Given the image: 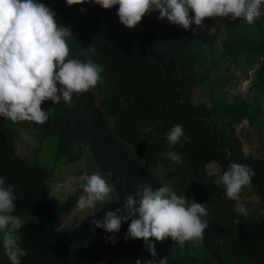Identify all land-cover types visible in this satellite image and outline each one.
<instances>
[{
  "label": "trees",
  "instance_id": "16d2710c",
  "mask_svg": "<svg viewBox=\"0 0 264 264\" xmlns=\"http://www.w3.org/2000/svg\"><path fill=\"white\" fill-rule=\"evenodd\" d=\"M40 2L55 12L58 23L71 26L70 56L91 58L104 65V73L102 83L74 94L71 104L61 101L50 106L35 147L38 150L47 138H55L50 170L23 158L16 147V129L0 117V175L14 185L15 214L24 220L15 234L27 253L22 264H135L137 259L157 264L166 256L168 264H264V148L247 153L238 130L245 121L264 129V17L253 24L242 17L229 19L221 54L223 61L252 75L250 91L259 101L241 94L232 101L220 99L212 88L207 101L198 100L196 93L209 85L221 59L207 68L204 26L219 17L185 30L151 13L129 29L120 23L116 7ZM213 44L211 39L208 46ZM177 123L189 140L170 148L165 133ZM86 151L96 162L92 161L90 173L98 168L106 177L112 173L108 179L116 196L84 219L66 225L65 217L83 189L79 186L60 200L48 180L61 158L76 162ZM167 151L181 154L182 163H171L164 155ZM213 162L222 172L231 162L254 170L250 184L259 203L246 217L239 216V223L234 201L226 198L217 174L207 170ZM145 183L153 187L168 183L179 195L207 203L209 226L202 244L186 242L181 248L169 237L155 241L158 255L152 257L142 239H126L130 220L122 223L119 233L105 232L92 223L94 217L103 218L106 211L122 207L126 196ZM0 264H10L2 245Z\"/></svg>",
  "mask_w": 264,
  "mask_h": 264
},
{
  "label": "clouds",
  "instance_id": "9594fccd",
  "mask_svg": "<svg viewBox=\"0 0 264 264\" xmlns=\"http://www.w3.org/2000/svg\"><path fill=\"white\" fill-rule=\"evenodd\" d=\"M66 3L95 5L105 10L116 7L120 23L129 29L151 13H158V19H166L185 30H191L193 24L203 26L206 18L235 21L242 17L253 24L264 17V0H66ZM216 31L215 27L210 30ZM71 36V26L58 23L55 12L40 0H0V117L42 125L49 119L43 102L71 104L74 94L81 95L103 82L104 65L91 58L70 56ZM165 138L170 148L189 140L179 123L167 130ZM164 155L173 164L182 163L183 157L176 151ZM254 174L250 167L231 162L218 178L226 198L234 201L236 223L239 216L248 215L241 194ZM111 175L93 172L82 177L85 182L80 187L84 194L77 201L80 210L108 202L113 192L108 179ZM66 182L71 183L72 178ZM16 202L14 185L6 183V177L0 175V245L10 264H22L27 255L15 235L24 225L22 217L15 214ZM206 204L179 195L171 184L153 187L145 183L126 196L122 207L106 211L103 218L94 217L92 223L105 232L119 233L122 223L130 220L126 239H142L148 252L156 257L155 241L170 237L181 248L186 242L193 246L203 243L209 226ZM151 261L137 259L135 264ZM157 264H168V257L160 258Z\"/></svg>",
  "mask_w": 264,
  "mask_h": 264
},
{
  "label": "rangeland",
  "instance_id": "374dc122",
  "mask_svg": "<svg viewBox=\"0 0 264 264\" xmlns=\"http://www.w3.org/2000/svg\"><path fill=\"white\" fill-rule=\"evenodd\" d=\"M228 21L229 18L219 17L213 25L204 26V31L206 33L205 46L207 48V68H214L213 60L221 59L222 41L225 36V30ZM213 27H215L217 30L215 33L210 32ZM211 39L214 41L212 48L208 46ZM219 62V68H214L212 71L210 78L211 83L209 82L208 86L206 85L203 86L202 89H198L196 93V98L198 100L209 101V91L210 88H212L214 97L220 99H227L228 101H232L236 95L241 94L246 95L250 99L258 102L259 97L257 96V94L253 91H250L252 75L250 74V76L248 77L243 68H240L239 66L230 63L229 61H223L221 59ZM52 104L53 103L51 102V100L45 101L42 103V108L49 111L50 106ZM2 118L5 119L4 117ZM7 121L11 123L17 131L18 138H16V147L18 148L23 158H25L28 162L31 163L36 161L40 166H42L46 170H50V168L54 164V159L56 156L55 138H47L46 141L40 146V148L38 150L36 149L38 147V145L36 147V144L38 142V130H40L43 124L40 125L27 121ZM238 130L244 139L245 150L247 153L257 154L259 152L258 149L264 148V129L259 130L255 127H252L248 124L247 121H245L238 126ZM67 158L68 156L60 159L58 167L55 169L54 172L51 173V176L48 180L52 189V193L56 195L60 200L65 199L71 192L76 191L78 187L85 182L82 177H86L87 175L91 174L88 169L93 164L92 161L95 162L91 151H86L84 155L76 162H68ZM77 170L83 171L80 172V174H77ZM207 170L210 174H217L218 178L222 173L221 167L216 162H213L208 165ZM96 172H100L99 168ZM69 177L72 178L71 183L66 182L68 181ZM241 195L243 202L247 205L248 212L254 211V209L259 203V197L255 192L254 186L252 184L247 186L243 190ZM115 196L116 194L114 190L110 194L109 200ZM96 206L101 207L102 205L97 203ZM95 210L96 207L88 210H80L76 205L74 210L66 215L65 224L69 225L71 223H74L75 220L80 221L89 214L93 213Z\"/></svg>",
  "mask_w": 264,
  "mask_h": 264
}]
</instances>
